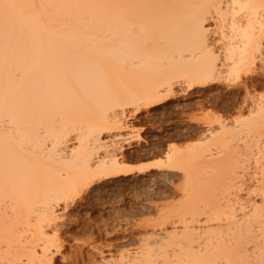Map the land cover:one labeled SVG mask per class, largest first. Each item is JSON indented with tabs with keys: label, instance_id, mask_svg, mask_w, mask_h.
<instances>
[{
	"label": "bare ground",
	"instance_id": "bare-ground-1",
	"mask_svg": "<svg viewBox=\"0 0 264 264\" xmlns=\"http://www.w3.org/2000/svg\"><path fill=\"white\" fill-rule=\"evenodd\" d=\"M243 75L264 83V0H0V264H84L62 256L61 204L153 169L184 174L182 227L90 264H264V97L233 120L209 101L201 144L121 160L132 113Z\"/></svg>",
	"mask_w": 264,
	"mask_h": 264
},
{
	"label": "rangeland",
	"instance_id": "rangeland-1",
	"mask_svg": "<svg viewBox=\"0 0 264 264\" xmlns=\"http://www.w3.org/2000/svg\"><path fill=\"white\" fill-rule=\"evenodd\" d=\"M244 77L239 78L240 85ZM230 78L227 84L225 79L194 91L181 88L172 100L141 110L135 116L132 113L128 128L122 133L120 146L124 147L125 157L121 155V160L129 164L165 160L174 147L201 144L205 114L202 106L209 101L217 104L210 112L217 110L233 120L238 117L233 104L264 97V83L253 88L255 92L250 88L247 93L242 86L230 83L235 76ZM183 177L182 172L169 169L114 177L95 182L81 195L62 203L63 217L57 226L62 256L75 261L84 259V264H90L95 258L119 260L137 253L141 247L158 248L154 243L157 234L171 231L174 225L182 227L174 222L181 217L176 208L183 201ZM166 213L170 216L163 222ZM57 264H63L62 257Z\"/></svg>",
	"mask_w": 264,
	"mask_h": 264
},
{
	"label": "snow or ice",
	"instance_id": "snow-or-ice-1",
	"mask_svg": "<svg viewBox=\"0 0 264 264\" xmlns=\"http://www.w3.org/2000/svg\"><path fill=\"white\" fill-rule=\"evenodd\" d=\"M230 83H235L236 85L241 86L238 77L235 79V81H230Z\"/></svg>",
	"mask_w": 264,
	"mask_h": 264
}]
</instances>
